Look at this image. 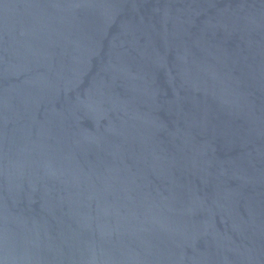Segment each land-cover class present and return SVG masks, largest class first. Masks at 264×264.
<instances>
[{
  "label": "water",
  "instance_id": "water-1",
  "mask_svg": "<svg viewBox=\"0 0 264 264\" xmlns=\"http://www.w3.org/2000/svg\"><path fill=\"white\" fill-rule=\"evenodd\" d=\"M0 264H264V0H0Z\"/></svg>",
  "mask_w": 264,
  "mask_h": 264
}]
</instances>
